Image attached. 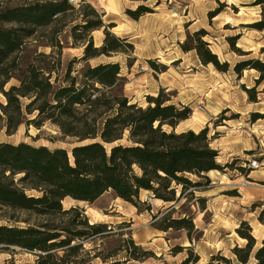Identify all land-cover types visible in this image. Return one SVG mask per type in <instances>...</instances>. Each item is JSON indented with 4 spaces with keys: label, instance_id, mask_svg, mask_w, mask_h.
Masks as SVG:
<instances>
[{
    "label": "trees",
    "instance_id": "obj_1",
    "mask_svg": "<svg viewBox=\"0 0 264 264\" xmlns=\"http://www.w3.org/2000/svg\"><path fill=\"white\" fill-rule=\"evenodd\" d=\"M253 6H260L262 18L251 28L263 31L264 0H255ZM150 13L143 5L126 11L134 21ZM217 14L211 12L208 17ZM101 19L89 6L75 8L69 0L0 5V94L5 99L0 105V130L11 136L22 125L39 129L49 123L57 128L62 141L72 145L67 150L0 142V254L18 249L34 255L35 264H85V256L98 257H90L84 242L102 237L106 226L90 225L77 207L64 210L66 199L92 204L111 193L139 210L140 193L146 192L154 200L175 204L187 191L191 195L202 186L189 177L208 183L205 175L209 172L232 167L217 163L218 152L210 147L207 129L176 132L177 126L190 118V108L168 104L163 91L156 98H147L145 109L131 105L116 92L122 85L118 63L89 65L100 57L123 54L125 48L134 53V45L109 33V26ZM65 29L72 43L83 47V55L68 62L61 73L60 35ZM102 29L103 42L96 48L91 33ZM205 35L204 31L195 32L191 49L185 43L181 49L195 51L204 66L227 72L228 65L220 64L202 41ZM32 42L38 48L51 49L50 54L34 51L26 55ZM230 42L234 46L233 40ZM74 63L82 67L72 76ZM148 63L156 72L161 71L153 62ZM246 69H251V61L236 64L233 72L239 77ZM255 69L264 79V64L256 62ZM11 81L17 84L5 90ZM238 171L248 175L250 169ZM263 215L264 211L260 222H264ZM244 225L236 233L247 243L232 253L240 264H249L251 255L254 261L250 264H264V236L253 252L255 240L249 228L242 231ZM155 228L189 234L194 225L190 217H165ZM125 250L124 261L108 262L109 256L101 259L102 264H126L140 258L133 252L139 249L132 241L125 243ZM198 261L190 253L179 264Z\"/></svg>",
    "mask_w": 264,
    "mask_h": 264
},
{
    "label": "rangeland",
    "instance_id": "obj_2",
    "mask_svg": "<svg viewBox=\"0 0 264 264\" xmlns=\"http://www.w3.org/2000/svg\"><path fill=\"white\" fill-rule=\"evenodd\" d=\"M32 1L0 0V5L8 7ZM110 1L114 11L107 13L104 8ZM254 1L69 0L75 8L79 4L92 8L102 17L103 24L109 26V33L134 45L133 54L125 48L123 54L100 57L89 65L118 63L122 85L116 92L123 94L131 105L145 109L147 98H156L163 91L170 100L168 104L190 108V118L180 123L176 132L197 133L207 129L210 147L218 152L217 163L221 167L232 165L222 172L205 175L208 183L189 177L202 186L191 195L187 191L175 204L157 202L146 192L140 193L139 210L111 193L92 204L63 201L64 210L77 207L90 225L106 226L102 237L84 242V250L90 257H98L85 256V264H102L101 259L109 256L108 262L124 261L125 243L129 240L139 249L133 252L140 258L126 264H179L190 253L199 258L197 264H224L219 257L229 264H240L232 250L242 249L247 243L236 233L242 223L245 224L242 231L246 233L249 228L255 240L253 252L259 247L264 236V222L258 220L264 211V79L255 67L256 62L264 64V30L251 28L262 18L261 8L253 6ZM139 5L148 7L152 13L134 21L126 11H134ZM211 12L218 14L210 19ZM197 31L206 33L202 41L220 64L228 65L227 72H217L212 65L204 66L195 51L181 49L183 43L191 49V38ZM91 38L94 47H100L103 29L92 32ZM60 41L63 73L68 62L82 57L83 47L72 43L68 29L61 33ZM34 51L49 55L51 49L38 48L32 42L26 55ZM148 61L162 72L153 70ZM243 61H251V69L237 77L233 67ZM81 67L82 64L74 63L72 76ZM16 84L11 81L5 90ZM4 104L0 94V105ZM60 137L57 128L49 123L39 129L22 125L11 136L0 130V142L69 150L72 145ZM240 168L250 169L249 174L241 173ZM199 200L204 201L203 205ZM165 217H190L194 230L189 234L185 230H157L155 226ZM253 261L251 255L249 264ZM0 264H35V257L11 249L0 254Z\"/></svg>",
    "mask_w": 264,
    "mask_h": 264
},
{
    "label": "bare ground",
    "instance_id": "obj_3",
    "mask_svg": "<svg viewBox=\"0 0 264 264\" xmlns=\"http://www.w3.org/2000/svg\"><path fill=\"white\" fill-rule=\"evenodd\" d=\"M104 10H105V12H107V13H112V12L114 11V4H113V2L110 1V2L105 6ZM228 21H229V18H227V22H228ZM211 172H213V171H211ZM211 172H209V173H211ZM241 241H243V240L241 239Z\"/></svg>",
    "mask_w": 264,
    "mask_h": 264
},
{
    "label": "crops",
    "instance_id": "obj_4",
    "mask_svg": "<svg viewBox=\"0 0 264 264\" xmlns=\"http://www.w3.org/2000/svg\"><path fill=\"white\" fill-rule=\"evenodd\" d=\"M148 15V14H147ZM142 18V17H141ZM155 201H157V202H161V201H158V200H155ZM161 203H163V202H161ZM163 204H165V203H163ZM169 208H173V207H169ZM198 263V262H197Z\"/></svg>",
    "mask_w": 264,
    "mask_h": 264
}]
</instances>
